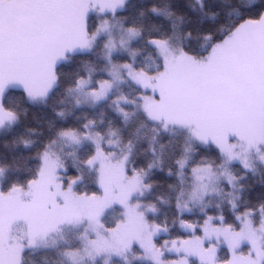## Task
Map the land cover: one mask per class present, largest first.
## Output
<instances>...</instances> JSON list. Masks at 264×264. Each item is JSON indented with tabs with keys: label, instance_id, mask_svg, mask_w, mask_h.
<instances>
[{
	"label": "snow or ice",
	"instance_id": "1",
	"mask_svg": "<svg viewBox=\"0 0 264 264\" xmlns=\"http://www.w3.org/2000/svg\"><path fill=\"white\" fill-rule=\"evenodd\" d=\"M124 2L0 0V126L18 119L17 113L3 103V95L10 85L21 87L30 101H43L58 82L57 61L77 49L90 50L97 37L107 33L104 43L107 67L103 71L108 78L98 79L96 87L90 88L92 69H89L87 76L77 77L66 91L80 92L84 102L95 104L107 98L123 72L141 88L139 107L147 119L159 123L165 130L170 125L187 130L190 140L204 145L211 143L222 157L221 164L217 165L222 168L220 173L208 163L191 166L192 184L187 199H183L185 193L181 190L176 201L179 216L180 212L190 210V202L200 203L212 193L219 195L221 189L215 185L220 177L229 186L233 184L235 177L227 164L238 160L244 168H250V153H255L264 163V11L239 22L201 56L174 49L169 37L149 38L147 42L157 51L162 64L158 72L149 74L133 66L138 50L128 47L140 35L138 27L121 25L123 34L119 40L113 39L112 25L107 17L95 31L89 33L87 29L89 10L108 12L115 17ZM150 11L160 10L153 7ZM118 50L127 52L133 63L114 61L112 55ZM144 90L149 94H144ZM121 101L133 104L136 101H129L123 95L112 101L117 105L116 111L127 120L131 113L120 107ZM80 103L81 100L77 99L76 105ZM56 115L63 118L65 113L61 110ZM93 124L94 121L88 120L81 126L83 131L71 127L58 129L56 137L69 145L84 141L93 145L92 153L82 163L89 168L96 166L99 193L74 192L72 187L80 179L78 175L69 176L67 185H64L57 172L64 165L46 144L38 154L40 164L35 177L28 179L25 186L12 184L6 192L0 191V264H21L25 247L36 246L49 233L59 231L62 225L81 224L85 225V232L81 234L83 248L64 253L72 264H80L85 256L89 259L102 254L123 257L133 243L152 264H189V256L196 257L199 264H261L264 249L257 233H264V204L256 209L260 212L257 226H253L250 219L253 209L236 213L239 229L224 224L220 215H205L199 225L179 219L180 227L193 235L163 241L162 245L170 244L167 250L177 253L178 258L162 260L164 250L153 242V236L159 231H167V228L150 223L145 217V211L154 212L155 206L148 204L145 211H140L139 201L130 202L135 193L142 194L150 187L143 183L146 170L132 169L129 175L125 170L128 152L114 161L115 153L105 152L101 147L103 135L90 131ZM107 135L115 136L116 131L109 129ZM118 141L117 137V140L109 139L104 143L117 145ZM23 143L27 146L30 141ZM126 147L130 152L131 146ZM190 150L191 144L184 148L185 154L175 160L181 170L177 172L178 176L183 175ZM153 166H159V158L148 164L149 169ZM3 171L4 168H0V174ZM234 201L235 198L228 201L233 209L236 207ZM113 204L123 209L124 219L113 227H105L100 217ZM214 219L221 223L213 224ZM17 222L26 226L24 237L12 235V226ZM197 228L199 235L196 234ZM213 238L217 244L223 239L228 250L226 259H216V245L204 247V241ZM242 241L248 244L246 252L237 251ZM181 252L183 256H179Z\"/></svg>",
	"mask_w": 264,
	"mask_h": 264
},
{
	"label": "trees",
	"instance_id": "2",
	"mask_svg": "<svg viewBox=\"0 0 264 264\" xmlns=\"http://www.w3.org/2000/svg\"><path fill=\"white\" fill-rule=\"evenodd\" d=\"M153 7L160 11H150ZM261 11H264V0H127L123 9L116 13V17L125 27L135 26L140 29V35L132 42V48L138 50L135 67L152 74L158 72L162 64L156 50L148 44L149 38L178 37L183 50L201 56L208 52L213 42L229 34L239 22L254 18ZM88 22V30L93 32L94 17L89 16ZM100 50L101 44H97L90 52L75 53L68 56L66 62L58 63V82L41 104L30 102L22 89L9 88L5 91L3 103L17 113L18 119L9 129L0 132V168H4L0 189L5 192L12 184L25 186L28 179L35 177L39 168L37 156L47 144L56 149L64 165L60 169L62 177H80L74 186V192L99 193L95 168H89L82 163L92 153V144L84 142L77 148L56 137L58 129L71 127L83 131L81 126L92 120L93 130L103 136L109 129L116 131L120 145L117 152H128L127 166L130 172L132 169L147 171L144 184L150 187L143 190L141 199L156 208L155 215L149 217L150 221L167 228L166 234L156 240L158 246L163 241L170 242L176 237H189V234L178 229L179 219L199 225L205 215L221 214L225 224L239 228L236 213H243L246 209L257 212L256 209L264 204V165L260 162L256 161L253 171L244 169L238 163L231 166L239 187L235 209L227 199H223L219 206L211 205L206 214L194 208L193 212H180L178 216L177 197L187 186L191 166L208 163L217 167L221 163L222 158L211 143L204 145L191 142L190 159L183 169V175L178 176L179 169L175 160L185 154L184 148L187 147L189 137L187 130L176 129L172 125L165 130L159 123L147 119L143 111H135L132 106H127L128 110L134 112L125 120L111 109L114 91L106 100L92 107L69 108V115L64 119L56 115L67 103L66 89L73 86L77 77L86 76V68L94 70L95 82L107 78L103 71L104 62ZM115 59L122 58L119 56ZM123 89L131 90V95L141 93V89L134 85ZM53 140L56 142L51 143ZM23 141L30 143L26 146ZM126 145L131 146L130 152ZM157 158L159 166L149 169L148 164L155 162ZM225 185L226 183H220L222 187ZM120 219L121 210L113 206L104 213L101 222L105 227H113ZM196 234H200L199 228L196 229ZM79 247V242H76L53 249L26 248L22 253L21 264H66L61 257V251ZM131 254L136 256L141 252L137 247H132ZM221 254L225 255L223 259L227 258L225 249L221 250ZM110 264L124 263L115 258ZM130 264L150 263L133 259Z\"/></svg>",
	"mask_w": 264,
	"mask_h": 264
},
{
	"label": "rangeland",
	"instance_id": "3",
	"mask_svg": "<svg viewBox=\"0 0 264 264\" xmlns=\"http://www.w3.org/2000/svg\"><path fill=\"white\" fill-rule=\"evenodd\" d=\"M126 1H127V0H125V2H126ZM125 2H124V5H125ZM124 5H123V7H124ZM123 7L117 9L116 13H117L118 11H120L121 9H123ZM116 13H115V17H113V16L111 15V13H108V12L100 13V12H98L97 10H89V12L87 13V17H86L87 29H88V26L90 25L89 22H88L89 16H93V17H94V24H95V25H94V29H93V31H95V29L97 28V26L99 25V23H100L101 21H103V20L107 17V18L109 19L110 24L112 25V27H111V35H112L113 39H115V40H119V38H120L121 35L123 34V33L121 32V30H120V26L123 25V24H122L121 21L116 17ZM123 26H124V25H123ZM124 27H125V26H124ZM88 31H89V30H88ZM89 33H91V32L89 31ZM107 38H108V34H107V33H101V34L97 37V39L95 40V43L93 44V46H92V48H91L90 50H84V51H81V50L77 49V50L73 51L72 53H67V54H66V58H65V59H61V60H58L57 63H56V65H57L58 63H60V62H66L67 59H68V56H71V55H73V54H75V53L90 52L91 50H93V49L96 47L97 44H101L100 55H101V58H102V60H103V62H104V68H106V67H107V63H106V61L104 60V52H105V49H104V43H105V41L107 40ZM134 40H135V39H134ZM134 40H133V41H134ZM133 41H131L130 44L128 45V47H129L130 49H133V48H132V42H133ZM169 43H170V45H171L174 49H182V48H181V41H180V39H179L178 37H171V38L169 39ZM148 44H149V43H148ZM149 45H150V44H149ZM151 46H152V45H151ZM152 47H153V46H152ZM156 53H157V51H156ZM157 54H158V53H157ZM119 56H120L122 59H115L116 57H119ZM158 56H159V54H158ZM159 57H160V56H159ZM112 59H113L114 61H119V62H129V63H133V58H131V57L128 55V53L125 52V51H119V50H118V51L114 52L113 55H112ZM136 59H137V53H136V55H135V57H134V63H133V66H134V67H135ZM160 59H161V58H160ZM89 69H92V68H90V67L86 68V76L88 75V71H89ZM104 73H105V71H104ZM93 74H94V70L92 69V72H91V83L88 85V87H90V88H94V87H96V82L94 81V75H93ZM105 74H106V73H105ZM107 78H108V77H107ZM129 85H134V86H136V87H139V86H138L137 84H135L132 80L128 79L127 76L124 75L123 72H121V80H119V81H117V82H114L112 89H111V90L109 91V93H108V95H109V94H111V93L114 91L115 95H114L113 99L111 100V105H110V106H111V109H112L116 114H118V115H120V116H122V115H121L119 112L116 111V107H117V105H116L115 103H113L112 101L115 100V98H117V97H119V96H121V95L125 96L129 101H136L135 104H133V103H124L123 101H121V102H120V107H121V108H123L125 111L131 113V115L133 114L134 110H135V111H136V110H138V111H142L141 108L139 107V104L141 103V101L139 100V94H141V93H139V94H137V95H131V92H132L131 90L128 91V90H124V89H123V87L129 86ZM9 88H19V89H22V88L19 87L18 85H10L7 89H9ZM139 88H140V87H139ZM7 89H6V90H7ZM140 89H141V88H140ZM6 90H5V91H6ZM22 90H23V89H22ZM85 90H86V89H85ZM50 92H51V91H50ZM50 92H49V93H50ZM141 92H142V90H141ZM144 94H149V93L147 92V90H144ZM108 95H107V97H108ZM47 96H48V95H47ZM45 98H46V97H45ZM77 99H80V100H81V103H80L78 106L76 105V100H77ZM106 99H107V98H106ZM106 99H104V100H106ZM44 100H45V99H44ZM44 100H43V101H35V102L30 101V100H29V101L32 102V103H35V104H41V103L44 102ZM104 100H102V101H104ZM102 101H99V102H97V103H95V104H92L91 102H84V97H83L82 93H80V92H76V91L67 92V94H66V102H67V103H65V105H63V107H62V109H61L62 111H64L65 115H64L63 118H61V117H60V118H61V119H64L65 117H67V116L69 115V108L74 109V108H79V107H92V106H94V105H96V104H99V103L102 102ZM127 106H132V107H134V110H128V109H127ZM61 110H60V111H61ZM131 115H130V116H131ZM130 116L128 117V119L130 118ZM122 117H123V116H122ZM16 121H17V120H16ZM16 121H14V122L11 123V124L5 123L3 126H0V132L3 131V130H7V129H9L12 125L15 124ZM172 126H174V125H172ZM175 128L178 129L179 127H176V126H175ZM90 131H92V132H96L95 130H93V125L91 126ZM187 133H188V132H187ZM188 135H189V134H188ZM103 137H104V139L101 141V147L104 148L105 152H113V153H115V155L112 157V159H113L114 161H115V160H118V159L123 155V153L120 154L119 152H117V150H119V148H120L119 141H118V144H117V145H111V144L106 145V144L104 143V141L109 140V139H111V140H117L116 135H115V136H112V137H109V136L106 134V135L103 136ZM193 141H194V140H190L189 137H188L187 146H188L189 144H191V142H193ZM84 142H88V141H84ZM84 142H82V143L79 144V145H73V146H75V147L78 148V147H80ZM92 146H93V145H92ZM111 149H113V150H111ZM50 150H51L53 153H55L56 156H58V154H57V152H56V149H54L53 147H51ZM187 155H188V156L190 155V151L187 153ZM58 157H59V156H58ZM189 157H190V156H189ZM37 158H38V162H39V164H40L39 156H37ZM221 158H222V157H221ZM59 159H60V158H59ZM248 160H249V163H250V165H251L250 168H244V167L240 164V162H239L238 160H234V161H232L231 163L227 164L226 167L228 168V170H229V172L231 173V175H232L233 177H235V176L233 175L232 171H231V166H232L234 163H238V164H240L244 169L249 170V171H253V170L255 169V167H256V161H257V162H260L261 164L264 165V163H262V162L257 158V155H256L255 153H250V154L248 155ZM221 161H222V160H221ZM127 162H128V158H127V160H126V162H125V170H126V172L130 175L131 172H130L129 169H128ZM200 164H204V163H200ZM220 164H221V163H220ZM220 164H219V165H220ZM93 167H94L95 170H96V166H93ZM212 167H213V166H212ZM213 170H214L215 172H217V173H220V171L222 170V168H221V167H213ZM179 171H181V170L179 169ZM57 172H58L59 177H60L61 181L63 182V184H64V185H67V179L64 178V177H62V175L60 174V169H57ZM96 172H97V171H96ZM182 172H183V170H182ZM146 173H147V171H146ZM2 174H3V173H2ZM2 174H0V178H1ZM145 176H146V175H145ZM144 179H145V177H144ZM76 183H77V182H76ZM76 183H75V184H76ZM143 183H144V180H143ZM220 183H226L225 187H228V188L225 189V187L220 186ZM75 184H74L73 187H72V190H73V191H74V186H75ZM191 184H192V177H191V174H189V177H188V183H187V186H186V188H185V190H184L185 195L183 196V199H187V192H188V190H190V188H191ZM97 186H98V185H97ZM215 186L218 187L219 189H221L219 195H217L216 193H212V194H210V195H206V196L204 197L203 201H201L200 203H192V202H190V203H189V209H190V210H184V211H182V212H184V213H185V212H186V213H191V212L194 211V208H195V209H197L198 211H200V213L206 214L207 209H208L211 205H213V206H214V205H215V206H219V205L221 204V202L223 201V199H227V200L229 201L230 199L235 198V201H234V202H235V204L237 203V197H238V192H239V189H238V188H239V187H238V179H237L236 177H235V179L233 180V184H232L231 186L228 185L227 181H226L223 177H220L218 183H217ZM98 188H99V187H98ZM0 191H2V190L0 189ZM99 191H100V189H99ZM5 192H6V191H5ZM228 193H231V195H228ZM142 194H143V191H142ZM142 194H141V193H135V194L131 197V201H130V202H136V201H139V202H140V208H139V210H140V211H145L147 204H146L145 202H143V200L141 199ZM215 198H216V199H215ZM113 206H117V207H119V209L121 210V219H120V220H123V219H124V217H123V215H122V213H123V209H122V208L120 207V205H118V204H113L111 207L106 208V209L104 210L102 216L104 215V213H105L107 210L111 209ZM235 208H236V207H235ZM155 213H156V208H155V211H154V212H153V211H145V217H146V219H147L150 223H152V222L150 221L149 217L155 215ZM219 215H220V216H223V215H221V214H219ZM102 216L100 217V220H101ZM213 217H215V216H213ZM223 218H224V217H223ZM243 219H244V217L241 216V220H243ZM250 219H251V221H252V223H253V226H257V225H259V223H260V212H259V211H257V212H254V211H253V214L250 216ZM120 220H119V221H120ZM237 222H238V225H239V227H240V222H239V221H237ZM212 223H213V224H220L221 222H220L219 220H215V219H214V220L212 221ZM223 223L225 224L224 219H223ZM161 228H163V227H161ZM178 229L181 230L182 232H185V233L189 234V236L193 235L192 233H190V232H188V231L182 229V228L180 227V225H179V222H178ZM236 229H239V228H236ZM25 232H26V226H25V224H24L23 222H17L16 224H14V225L12 226V235H14V236H16V237H18V238H19V237H24ZM84 232H85V225H84V224H81V225H78V226H73V225H62V226L60 227L59 231L49 233L48 236H46V237L44 238V240H43L42 242H39L36 246H34V247H25L24 249H26V248H37V249L51 248V249H53V248L61 247V246H63V245H64V246H69V245H72V244H74V243H76V242H79V244H80V247H79V248H65L64 250L61 251V257H62L64 263H66V264H72V261H70V260L68 259V257L64 255V253H65V251L74 250V249H82V248H83V237H82L81 234L84 233ZM166 232H167V231H159L158 233H156V235L153 236V242H154L156 245H158V244L156 243V240H157L160 236L165 235ZM257 234L260 236V244H261V248L264 249V233L258 232ZM88 235H89V237L92 236L91 231L88 232ZM24 242L26 243V240H24ZM170 242H171V241H170ZM208 244L216 245V259H217V260H224L223 258H225V255L221 254V250H222V249H225V250H226V254H227V256H228V250H227V247H226V245H225V243H224V241H223L222 238H221V240H220V242H219L218 244H217V241H216L215 238H213V239H211V240H205V241H204V247H207ZM159 246H162V248H163V250H164V255L161 257L162 260H166V261H167V260H175V259L178 258V254H177V253H175V252H170V251L167 250L168 247L170 246V244H169V245H162V244H161V245H159ZM132 247H137V248L139 249V251L141 252V254H140V255H136V256L133 255V254H131V249H132ZM132 247L130 248V250H128V251H126V252L124 253V256H123V257H121V256H116V255L102 254V255L96 256V257H94V258H92V259H89L88 257L85 256L84 259H83L82 261H80V264H110L111 261H112L113 259H115V258L121 260L124 264H130L131 261H132L133 259H142V260H144V261H146V262L152 264V261H151L150 259H146V258H144V253H143V251H142V250H141V249H140L135 243H133ZM247 249H248V244H247V242H246V241H242V242H241V245H240L239 249H237V251H238V252H246ZM81 255H83V251H81ZM183 255H184L183 252L179 253V256H183ZM188 261H189V264H193V263H195V264H199L197 258L194 257V256H189V257H188ZM261 264H264V260L261 261Z\"/></svg>",
	"mask_w": 264,
	"mask_h": 264
}]
</instances>
